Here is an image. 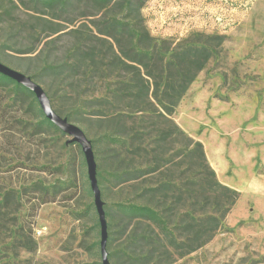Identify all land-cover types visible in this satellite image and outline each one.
I'll return each instance as SVG.
<instances>
[{"label":"trees","instance_id":"obj_1","mask_svg":"<svg viewBox=\"0 0 264 264\" xmlns=\"http://www.w3.org/2000/svg\"><path fill=\"white\" fill-rule=\"evenodd\" d=\"M30 2L33 24L20 17L10 23L27 42L15 52L33 54L35 65L20 71L0 62L37 82L58 115L96 125L91 137L80 128L91 142L101 200L108 191L113 196L103 201L109 264H174L205 245L239 192L219 182L202 143L180 130L173 113L224 35H154L143 13L147 0ZM81 4L85 12L78 19L73 13ZM7 15L1 11L0 22ZM2 98L26 104L19 121L35 133L66 135L45 117L31 90L0 73ZM28 189L46 192L48 186L34 181ZM95 225L100 236L98 215Z\"/></svg>","mask_w":264,"mask_h":264},{"label":"rangeland","instance_id":"obj_2","mask_svg":"<svg viewBox=\"0 0 264 264\" xmlns=\"http://www.w3.org/2000/svg\"><path fill=\"white\" fill-rule=\"evenodd\" d=\"M12 1L16 7L0 0V12L9 13L0 22V42L6 44L0 59L25 71L35 65L28 57L33 54L15 52L27 42L15 36L18 27L10 19L33 24L32 3ZM148 1L147 19L153 17ZM206 5L214 10L206 9L202 31L224 40L182 96L173 119L202 143L219 182L239 197L215 236L174 264H264V0H206ZM81 12L82 4L73 16L79 19ZM25 108L7 98L0 103V264H101L81 148L64 145L70 137L50 129L35 133L19 121L26 118ZM74 123L90 137L96 126L84 117ZM175 147L181 148V141ZM34 181L48 191L28 189ZM112 197L108 191L103 201Z\"/></svg>","mask_w":264,"mask_h":264},{"label":"water","instance_id":"obj_3","mask_svg":"<svg viewBox=\"0 0 264 264\" xmlns=\"http://www.w3.org/2000/svg\"><path fill=\"white\" fill-rule=\"evenodd\" d=\"M0 73L8 76L9 78L15 80L17 83L31 90L35 94V97L45 117L70 137L66 140V143L76 142L79 144L85 159L88 180L93 194V202L96 208L98 221L100 225L99 245H100L101 264H109L107 258V250H106V240H107L106 220L103 210V201L101 200L100 197V191L98 188L97 179L95 175L96 173L95 161L92 153L90 140L85 136L84 132L81 130V128L78 125L69 122L65 117L58 115L52 109L50 101L44 90L30 76L15 69H12L1 62H0Z\"/></svg>","mask_w":264,"mask_h":264},{"label":"crops","instance_id":"obj_4","mask_svg":"<svg viewBox=\"0 0 264 264\" xmlns=\"http://www.w3.org/2000/svg\"><path fill=\"white\" fill-rule=\"evenodd\" d=\"M148 2V9L153 15L147 19L151 33L166 37L204 29L206 9L214 10L206 5V0H149ZM249 181L248 185L252 192H255V187L251 186Z\"/></svg>","mask_w":264,"mask_h":264}]
</instances>
